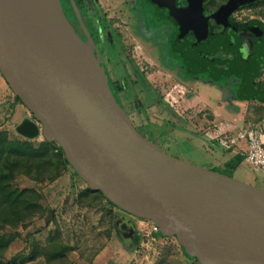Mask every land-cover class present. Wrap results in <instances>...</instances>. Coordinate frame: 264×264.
Wrapping results in <instances>:
<instances>
[{"label":"water","instance_id":"95a60500","mask_svg":"<svg viewBox=\"0 0 264 264\" xmlns=\"http://www.w3.org/2000/svg\"><path fill=\"white\" fill-rule=\"evenodd\" d=\"M149 1L168 8L179 25L173 47L190 70L242 77L239 62L199 52L223 43L221 34L209 33L210 17L226 27L234 9L256 0H227L210 16L204 0H186L185 7L176 0ZM190 30L195 42L186 39ZM86 36L88 43L60 0H0V73L33 116L17 132L55 141L91 189L128 214L154 222L201 264H264V188L172 157L144 137L116 100ZM256 76L242 77L241 96L263 99ZM114 226L123 239L135 232L127 215H116Z\"/></svg>","mask_w":264,"mask_h":264},{"label":"rangeland","instance_id":"374dc122","mask_svg":"<svg viewBox=\"0 0 264 264\" xmlns=\"http://www.w3.org/2000/svg\"><path fill=\"white\" fill-rule=\"evenodd\" d=\"M222 1L209 0V7ZM67 4L72 8L71 0H67ZM76 6L82 9L81 4ZM64 7L69 20L74 22L65 3ZM82 10L95 32L89 22L87 28L94 37L95 34L101 37L102 43L94 44V53L104 67L112 92L144 137L182 161L240 181L264 184L258 176L261 171L245 161L235 168L227 162L222 165L216 161L221 151L213 146L209 148L197 130L200 126L211 128L213 124L223 123L230 127L237 124L236 129L257 128L264 133V102L238 98L233 79L229 77L216 80L186 74L180 55L172 49V22L158 14L153 3L147 0H95L84 4ZM235 15L264 19V0ZM80 38L88 43L87 36ZM258 81L264 86V69ZM183 83L194 88L196 96L205 99L210 109L219 110L224 117L217 118L206 108L198 112L200 106L195 103L188 107L187 96L179 98L173 106L166 104V107L165 93L177 84L186 87ZM30 116L28 108L15 99L5 79L0 78V131H6L9 138H16L20 136L17 125ZM42 139L40 134L32 141ZM12 184L36 190L44 209L43 213L31 216L26 225L13 227L19 236L4 253V259L12 264H49L43 255L32 258V250L35 245L40 247L38 249L44 248L55 230L65 247L59 264H195L183 254L176 237L160 236L153 229L155 223L150 220L135 219V232L127 240L114 230L109 231L107 208L99 202L92 205L78 203L76 198L85 183L70 170L56 180L44 182L18 175ZM114 214L118 215L119 211L114 210ZM8 230L9 227H0L1 234Z\"/></svg>","mask_w":264,"mask_h":264},{"label":"trees","instance_id":"16d2710c","mask_svg":"<svg viewBox=\"0 0 264 264\" xmlns=\"http://www.w3.org/2000/svg\"><path fill=\"white\" fill-rule=\"evenodd\" d=\"M206 1L208 5L211 3L209 0ZM256 1L255 3H258L260 0ZM15 99L21 102L16 95ZM259 100L264 102V97ZM243 158V155H235L227 164L235 168ZM68 170L81 179L69 164L63 149L55 141H49L43 137L41 141L34 142L22 135L9 138L6 131H0V227L10 228L7 233H0V264H12L10 260L4 259V253L10 243L19 236L18 231L13 227L19 224L26 225L29 218L35 213L44 212L39 203V193L32 188L13 185L14 178L18 175H25L38 182L53 181ZM81 180L83 181V179ZM83 182L85 183L84 189L76 198L78 203L82 205L84 203L86 205L101 203L103 207L107 208L108 230H114L117 233L114 226L116 217L114 210L120 208L109 201L100 190L91 189L85 181ZM158 234L165 237L159 229ZM38 248L40 247L36 245L33 248L32 258L43 255L49 264L62 262L61 258L64 256L65 247L58 239L57 230L49 236V242L44 248ZM180 248L183 254L192 259L195 264H201L195 257L188 255L181 245Z\"/></svg>","mask_w":264,"mask_h":264},{"label":"flooded vegetation","instance_id":"af4514ba","mask_svg":"<svg viewBox=\"0 0 264 264\" xmlns=\"http://www.w3.org/2000/svg\"><path fill=\"white\" fill-rule=\"evenodd\" d=\"M74 1H75L76 5H77V3L81 4L82 9H83L84 4H87L88 2H91V1L94 2L95 0H74ZM147 1H149V0H147ZM225 2L226 1H222L217 6L210 8L207 1L204 0L203 1L204 14L206 16H210L216 10H218L219 7L221 5H223ZM61 3H62L63 10L65 12V15L68 18V14H67L66 9L64 7V3L66 4V7L69 11V14H70V16H72L74 22L72 20L70 21L69 18H68V20L80 37H85L86 32H87L96 46L99 45L100 42L102 43L101 37L98 38L97 34H95V37H94V34H92L90 32V30L87 28V26H86L87 22L90 23L92 30H93V25H92V22H90L89 19L85 16L84 12L82 15V13H81L82 9H80L76 6L79 10V15L81 17L83 26L80 24V22L78 20V16H77L73 6L71 5L72 8H70V6L67 4V0H65V1L61 0ZM256 4L257 3H255V1H254V2H251L248 4L241 5V6L237 7L236 9H234L230 14V17L232 19V23L231 22H229V24L227 23L226 27L222 23H218L215 18L210 17L208 20V31L210 34H215V35L221 34V40L223 41V43L217 44V46L214 48V50L212 52H208L205 54L203 52H199V54L201 56H206L209 59L219 58L221 60L229 59V60H234V61L239 62L240 67L237 68V71H240L242 73V77L245 76L247 78L249 76V73L250 74L251 73H257V76L255 77V81L258 82L264 88L262 83L260 81H258V77L261 75V72L264 69V19L259 18V17H255V16H251L248 18H239L235 15L236 13L243 11V9L251 8V7L255 6ZM176 5H177V7H185L187 5V1L186 0H176ZM155 6H156L157 10L159 11L158 14H160L161 16H163L167 19H170L168 8L158 7L157 5H155ZM86 7H88V5ZM170 21L172 22V25H173V32H172L173 38H172V43H171L172 49L175 52H177V54L180 55L179 58L182 61V68L185 70L186 74H188L189 76L198 75V76H203V77L216 79V80L219 79L220 77H229L230 79H233L232 84L234 85V87L236 89L237 97L240 99H249V98H245V97L241 96L244 93V91H242L243 78L241 76L234 74L233 72H231L229 74L220 73V75L217 78H214L210 74L209 71H196V72H194V71L190 70L188 65L185 63V60H184L182 53L180 51H178L177 49H174V47H173V42L176 39L178 32H179V25L176 24L171 19H170ZM186 39L190 42L196 41V38L193 35V32L191 30L187 33ZM242 64L243 65L245 64L246 67H243ZM248 70H250V71H248ZM186 87H187V92H186L185 96L189 97V95L191 96V93H192V91H194V89H192V87H189L187 85H186ZM166 104L167 103H165L164 105L167 107L168 105H166ZM29 118L33 119L32 114ZM118 211H119V214L129 216L130 219L132 220V222L135 219H137V217L132 216V215L128 214L127 212L121 210V209H118ZM116 232H117V230H116ZM117 234L121 237V235L118 232H117ZM121 238H123V237H121Z\"/></svg>","mask_w":264,"mask_h":264},{"label":"built area","instance_id":"2783aa9c","mask_svg":"<svg viewBox=\"0 0 264 264\" xmlns=\"http://www.w3.org/2000/svg\"><path fill=\"white\" fill-rule=\"evenodd\" d=\"M186 92L185 86L177 84L165 93L164 99L167 104L173 106L179 98L186 95ZM204 133L207 139L215 141L226 151L239 149L241 155L245 157V161L264 174V133L262 130L246 127L232 132V127L228 124L219 123L213 124ZM241 142L245 143V147L241 145ZM153 229L158 232L159 228L154 224Z\"/></svg>","mask_w":264,"mask_h":264},{"label":"crops","instance_id":"0c3cea01","mask_svg":"<svg viewBox=\"0 0 264 264\" xmlns=\"http://www.w3.org/2000/svg\"><path fill=\"white\" fill-rule=\"evenodd\" d=\"M1 76H2V75H0V78H2ZM183 84H184V83H183ZM184 85H186V84H184ZM192 89H194V88H192ZM192 94H193V95H192ZM189 100H191V101H189ZM256 100H257V99H256ZM186 103L188 104V105H187L188 107L192 106L194 103H195V105L200 106V107H199L200 109H198V112H201L203 109L206 108V110L212 112V114H213L214 116H216L217 118H218V117H219V118H220V117H224V116L221 115V112H220L219 110H216V109H213V110H212V109H210V108L208 107L207 103H206V100L203 99L202 97H198V96H196L194 91H192L191 96L188 97V100H187ZM188 107H187V108H188ZM187 108H186V109H187ZM227 117H228V116H226V118H227ZM232 117H235V116L233 115ZM232 117H230V118H232ZM228 125H229V124H228ZM190 126H192L194 129L197 128V125H195V124H191ZM237 126H238L237 124H234V125L231 126L233 132L237 130V129H236ZM225 128H229V127H225ZM206 129H207V128H203V127H201V126L197 128V130L199 131V133H201V136L204 137L203 139H204V141L206 142V145L209 146V148H211V147L213 146V147H216L218 150L221 151V155L218 156V157L216 158V161L221 162L222 165H223V164H225L226 162L230 161L235 155H238V154L241 155L239 149H237V148H235V149H233V150L225 151V150L222 149V148H221V147H220L215 141L207 139V137L205 136V133H204ZM241 145H242L243 147H245V143H244V142H241ZM243 157H244V156H243ZM242 161H243V162L245 161V157L243 158ZM245 162H246V161H245ZM258 176H259V180H260L262 183H264V174L260 172V174H258ZM255 179H256V178H255ZM248 183H249V182H248ZM250 184H252V183H250ZM253 185H256V186H258V187L264 188V184H263V185L253 184Z\"/></svg>","mask_w":264,"mask_h":264}]
</instances>
